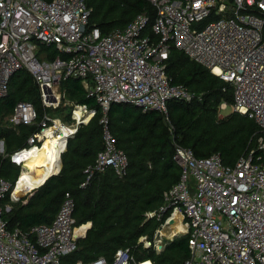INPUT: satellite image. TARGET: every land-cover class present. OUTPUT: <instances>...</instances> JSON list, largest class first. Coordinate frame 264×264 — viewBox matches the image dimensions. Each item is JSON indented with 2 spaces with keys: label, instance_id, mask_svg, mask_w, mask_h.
Returning <instances> with one entry per match:
<instances>
[{
  "label": "built area",
  "instance_id": "1",
  "mask_svg": "<svg viewBox=\"0 0 264 264\" xmlns=\"http://www.w3.org/2000/svg\"><path fill=\"white\" fill-rule=\"evenodd\" d=\"M148 1L156 9L152 22L144 12L128 26L104 33L91 23L85 0H0V99L21 69L33 76L45 108H50V99H58L64 81H82L101 108L103 138V148L84 170L81 186L85 187L107 168L120 177L126 174L129 157L118 146L108 116L113 103L158 111L169 122L170 100L193 98L189 88L174 83L166 71L170 51L183 52L232 87L234 111L253 119L261 136L257 148L234 164H226L218 152L197 156L175 143L179 179L146 217L160 221L161 228L175 214L185 222L191 249L185 264H264V0ZM50 46L60 53L52 59L44 49ZM77 107L92 112V117L96 113L85 105ZM90 119L72 125L63 137L65 148ZM10 122L36 127L26 146L10 154L20 167L27 166L26 157L42 149L46 140L60 138L61 125H67L46 111L40 117L28 101L15 105ZM0 154L5 155L3 146ZM23 176L13 183L2 176L0 167V264H63L87 232L81 230L85 224L76 225L74 199L65 194L51 223L11 227L4 215L11 210L10 202L32 190L15 194ZM148 262L153 264L121 248L110 261L99 258L76 264Z\"/></svg>",
  "mask_w": 264,
  "mask_h": 264
},
{
  "label": "trees",
  "instance_id": "2",
  "mask_svg": "<svg viewBox=\"0 0 264 264\" xmlns=\"http://www.w3.org/2000/svg\"><path fill=\"white\" fill-rule=\"evenodd\" d=\"M85 1L91 9V23L104 33L128 26L140 13H147L151 22L156 15L155 7L148 0ZM44 49L49 59L60 54L51 46ZM165 64L173 82L187 86L193 98L170 100L169 122L158 111L143 112L131 104L113 103L108 111L111 129L118 146L127 153L129 165L123 177L107 168L96 173L85 187L81 186L86 178L84 170L94 163L103 148L102 111L80 79L71 78L62 83L64 100L85 105L96 113L69 139L60 172L22 199L10 202L11 210L4 215L11 227L22 229L51 223L65 194L70 193L75 202L76 225L91 222L92 226L63 264L89 263L99 258L110 261L121 248L130 249L139 261L185 264L191 256L188 235L176 236L160 251L153 245L144 247L140 241L141 237H147L153 244L161 222L147 219L146 213L163 203V193L179 179L174 144L191 148L197 156L218 152L226 164H234L239 157L257 148L261 132L253 119L236 111L223 118L219 116L222 102L233 103V90L228 83L175 48ZM20 101L32 102L40 117L51 110L43 106L37 83L24 69L14 73L8 94L0 99V138L5 140V155L0 154L1 174L13 183L27 169L13 164L10 154L25 147L28 137L36 130L35 126H14L10 122L14 107Z\"/></svg>",
  "mask_w": 264,
  "mask_h": 264
},
{
  "label": "bare ground",
  "instance_id": "3",
  "mask_svg": "<svg viewBox=\"0 0 264 264\" xmlns=\"http://www.w3.org/2000/svg\"><path fill=\"white\" fill-rule=\"evenodd\" d=\"M80 108V107H77ZM82 115L81 117L79 116ZM86 114V115H84ZM78 117V118H76ZM76 118L78 122H81L82 119L88 121L92 117V113H84V110L81 108L79 112L76 113ZM74 126L69 125H61V137H53L45 141L42 149L31 152L28 157L25 159L26 165H31V168L28 166V172L25 174L33 175L35 169H40L42 173V177H32V176H23L17 187L15 189V194L20 193L23 189H31L38 185H40L49 175L58 171L59 168V154L65 148L66 139L63 138L65 135L70 133V130L73 129ZM63 138V139H61ZM34 176V175H33ZM169 224L165 225L161 229V235L163 236H172L173 230L170 229V225L176 224L178 228L182 229V233L186 231V225L178 221V215L175 214L168 222ZM87 227L85 226L82 229ZM176 228V227H175ZM174 228V229H175ZM162 239V238H161ZM145 264H150L145 263Z\"/></svg>",
  "mask_w": 264,
  "mask_h": 264
},
{
  "label": "rangeland",
  "instance_id": "4",
  "mask_svg": "<svg viewBox=\"0 0 264 264\" xmlns=\"http://www.w3.org/2000/svg\"><path fill=\"white\" fill-rule=\"evenodd\" d=\"M149 32H150V30L147 27L145 33L148 34ZM57 96H58V99H50V101H49L50 105L49 106H50L51 110L48 112V114H50L54 117L60 118L62 120V122L66 123L67 125L77 126L78 121L75 119L78 118V117H76V113L79 112V108H76V105H73L72 103L68 102L67 100H64V94H63L62 88L58 89ZM232 104H227L226 102H222V104L220 105V108H219V116L221 118H223V117L231 114L232 112H234V107ZM89 113H92V112L89 111ZM73 114L76 118L73 117ZM84 115H86V114H84ZM79 116L81 117L82 115L79 114ZM27 166H29L31 168V165L27 164ZM28 171L29 170L27 169V172ZM32 174L34 175V177H36L39 174H40V177H42L40 170H37V171L33 172ZM33 175H31V176H33ZM24 176H30V175L24 174ZM178 221L185 224V222L182 221L180 218H178ZM89 224H90V222L86 223L87 227ZM161 229L162 228L160 226L156 229L153 244H152V242L150 243V241H148L147 237L140 239V241L143 243L144 247H149V246L153 245L157 251H160L163 249L165 244L168 243L171 239H174L176 236L183 235L185 233V232L182 233V229L180 227L178 228V225L173 224V223H172V225H170V229L174 231L172 236L168 237V236L161 235L160 234ZM86 234H87V232H86Z\"/></svg>",
  "mask_w": 264,
  "mask_h": 264
},
{
  "label": "crops",
  "instance_id": "5",
  "mask_svg": "<svg viewBox=\"0 0 264 264\" xmlns=\"http://www.w3.org/2000/svg\"><path fill=\"white\" fill-rule=\"evenodd\" d=\"M90 120H91V119H90ZM70 138H71V137H70ZM70 138H69V139H70ZM69 139H68V141H69ZM68 141H67V144H68ZM0 146H3V147H4V150H5V140H4V138H0ZM66 149H67V145H66V148L64 149V151L62 152V154L66 151ZM62 154H61V160H62ZM12 163H13V162H12ZM13 164H14V163H13ZM15 165H16V164H15ZM16 166H17V165H16ZM19 167H20V166H19ZM22 167H25L26 169H28L27 166H22ZM59 167H60V165H59ZM61 168H62V162H61ZM61 168H58V171H56V172H54V173L58 174V173L60 172ZM37 170H40V169H35L34 172L37 171ZM40 172H41V170H40ZM42 173H43V172H41V175H42ZM24 174H25V173H24ZM21 175H22V174H21ZM54 175H55V174H54ZM2 176H3V175H2ZM19 176H20V175H19ZM19 176H18V177H19ZM30 176H31V175H30ZM3 177H4V176H3ZM32 177H34V176H32ZM36 177H37V176H36ZM50 177H51V176H50ZM44 183H45V182H44ZM44 183H43V184H44ZM40 186H41V185H40ZM40 186H39V187H40ZM37 188H38V187H37ZM35 189H36V188H35ZM35 189H32L31 192H32L33 190H35ZM29 193H30V192H29ZM29 193H28V194H29ZM25 196H26V195H24V193H21V195L19 196V200L22 199V198L25 197ZM17 201H18V200H17ZM12 202H13V201H12ZM14 202H15V201H14Z\"/></svg>",
  "mask_w": 264,
  "mask_h": 264
},
{
  "label": "water",
  "instance_id": "6",
  "mask_svg": "<svg viewBox=\"0 0 264 264\" xmlns=\"http://www.w3.org/2000/svg\"><path fill=\"white\" fill-rule=\"evenodd\" d=\"M61 154H62V152L60 153V155H59V165H60V167L59 168H61V162H62V160H61ZM54 174H56V173H52L51 175H49L40 185H42L50 176H52V175H54ZM40 185H38V186H36V187H34V188H32V189H35V188H37V187H39ZM91 226H92V223L90 222V224L88 225V227H85V229H86V231L89 229V228H91Z\"/></svg>",
  "mask_w": 264,
  "mask_h": 264
}]
</instances>
